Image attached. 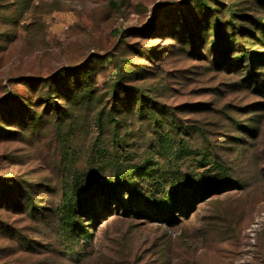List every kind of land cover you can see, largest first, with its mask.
I'll list each match as a JSON object with an SVG mask.
<instances>
[{"label": "rangeland", "instance_id": "1", "mask_svg": "<svg viewBox=\"0 0 264 264\" xmlns=\"http://www.w3.org/2000/svg\"><path fill=\"white\" fill-rule=\"evenodd\" d=\"M0 264H264V0H0Z\"/></svg>", "mask_w": 264, "mask_h": 264}, {"label": "trees", "instance_id": "2", "mask_svg": "<svg viewBox=\"0 0 264 264\" xmlns=\"http://www.w3.org/2000/svg\"><path fill=\"white\" fill-rule=\"evenodd\" d=\"M221 39H223L222 36H219L218 37V41H220ZM246 59H248V58L246 56H244L242 60H246ZM257 61H258L257 59H252V58L248 59V62H243L242 61V67H243V65L245 63H247V64L250 65V69H251V68H253L256 65ZM214 66H215V68H221L222 67L221 62H219L217 60L215 61ZM251 75L253 76V73L249 72L248 76H251ZM252 76L249 79L247 78L248 81H250V79H253ZM137 173H139V171ZM139 185H137V188L139 187ZM109 188H110V186L106 187V190H109ZM122 191H124V189ZM122 196H123V194L119 193V189H118L116 191V194L113 195V197L112 196L111 197L110 196H108V197L106 196V197L109 199L110 202L111 201H117L122 206V211L124 213L131 214V215H133V214L136 215L135 212H138V208L136 207L137 205H135V203H134L135 200H133V198H129L126 202H123V197ZM187 202H189V200L188 201L187 200H185V201L181 200L180 204L171 205V204H173L171 200H169V201L168 200L167 201L159 200L156 205L155 204L152 205L153 208L158 206V207H156L157 209H155V211H150L152 213L149 214L148 216L150 218L151 217L152 218H154V217L158 218V216L160 214H162V213L175 214L176 211L178 213L181 212V211L183 212L185 210L183 208L187 204ZM168 206H171V207H168ZM190 208L191 207L188 204L187 209L185 210V212L187 213V211H189ZM77 214L78 213H77V211L74 208H70L69 212L67 211L66 216L62 220L61 227H65V225H69L71 223H74V221L78 220L79 217H77ZM165 217H168V215H165ZM175 222H177V217H175L174 220L169 221L170 224H174Z\"/></svg>", "mask_w": 264, "mask_h": 264}]
</instances>
